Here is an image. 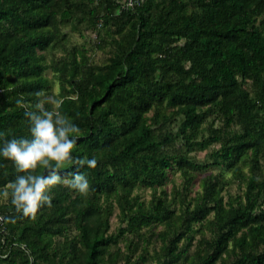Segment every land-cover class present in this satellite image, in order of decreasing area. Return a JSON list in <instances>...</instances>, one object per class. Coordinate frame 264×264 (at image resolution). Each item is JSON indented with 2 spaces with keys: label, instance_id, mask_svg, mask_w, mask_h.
<instances>
[{
  "label": "trees",
  "instance_id": "trees-1",
  "mask_svg": "<svg viewBox=\"0 0 264 264\" xmlns=\"http://www.w3.org/2000/svg\"><path fill=\"white\" fill-rule=\"evenodd\" d=\"M123 1L0 0V147L32 138L25 112L50 88L51 69L59 110L80 129L73 158L97 159L94 169L65 163L51 206L33 218L17 211L9 187L29 173L0 156V194L9 189L0 264H264V0H143L119 11ZM84 26L98 46L107 33L118 37L107 62L92 65L84 44L67 46L63 29ZM212 144L209 161L188 156ZM210 166L244 183L236 204L224 201L226 181L213 174L191 195L197 170ZM174 168L183 179L169 198L156 190ZM77 172L86 194L65 183ZM140 185L153 191L147 202L133 194ZM113 201L126 222L118 235L108 233ZM203 220L210 236L190 250L192 225ZM154 235L159 248L132 259ZM120 238L122 261L121 247L108 250Z\"/></svg>",
  "mask_w": 264,
  "mask_h": 264
},
{
  "label": "clouds",
  "instance_id": "clouds-1",
  "mask_svg": "<svg viewBox=\"0 0 264 264\" xmlns=\"http://www.w3.org/2000/svg\"><path fill=\"white\" fill-rule=\"evenodd\" d=\"M51 103V110L46 109L41 102L35 105V111L25 112L31 124V139H7L3 147H0V156L13 161L18 172L29 173L18 175L9 187L12 190V204L17 211L22 210L25 216L31 215L33 218L43 205L51 206L52 196L49 191L61 183L59 169L65 163H74L80 167L87 165L93 169L97 167L95 157L73 158L80 129L61 113L59 109L62 102ZM37 167H43L47 174H31ZM65 183L81 194L89 191L88 179L82 173H74L73 178Z\"/></svg>",
  "mask_w": 264,
  "mask_h": 264
},
{
  "label": "rangeland",
  "instance_id": "rangeland-1",
  "mask_svg": "<svg viewBox=\"0 0 264 264\" xmlns=\"http://www.w3.org/2000/svg\"><path fill=\"white\" fill-rule=\"evenodd\" d=\"M64 31H69V36H68V42H67V46L70 47L73 44L76 45H81L84 44L88 50H90L91 54V64L92 65H100L103 64L105 62H107L111 51H113V45L112 43V38L117 36L113 35L112 33H107L105 35H103L101 37L105 39L104 43H101L102 45L98 46L97 43H93L92 40L95 39H91L90 36L92 38H95V33H90L91 28H87V27H83L82 28V33H76V32H71L69 30V27L63 29ZM103 33L105 32V30L103 29L102 31ZM101 33V32H100ZM100 39V40H101ZM62 54V52L60 50H57L54 54H50L47 58V61H50V57H53L57 60V58ZM44 75L48 78V80L51 82L50 84V88L43 94L42 99L39 103L43 102L45 99H48L50 101H57L58 99L61 98V88H60V84L57 80V77L55 76V73L51 70V69H47L44 71ZM54 96V97H53ZM174 125V124H173ZM176 126V125H174ZM218 144H212L211 146L204 148V149H197V150H192L188 153V156H190L191 158H193L194 160L198 161V162H207L209 161V153L210 151L217 147ZM213 174L215 176H218L219 179L218 180H222L224 179V182L226 181L225 185L223 186V191H222V196L224 198V201L227 203V200H233L234 204H236L237 202V198L242 196L243 193V189H244V183L242 181H239L237 178L235 177H231V171L227 170L225 168H223L222 166H210L208 168H199L197 170V178L194 182V185L192 186V193L191 195L194 194V192L199 188L198 186V182L200 179L204 178L207 175ZM182 177L180 172L177 170V168H174L173 170H168V177L166 178L165 182L163 185H159V187L157 188V193H159L162 189L165 190L170 198V192L172 191V189L177 186L178 188H180V186L182 185ZM66 182V181H65ZM9 189H7L6 187H4L3 192L0 194V200L5 201L7 199V196L9 195ZM7 193V194H6ZM133 194H136L139 196L140 200H144L145 202H147L153 195V191L151 189L150 186H146V185H140V186H136ZM242 198V197H241ZM114 207L113 209H111V215L109 216V230L108 233H113V234H117L119 232L120 227H124L126 225V222L122 223L119 220V208L118 205L115 201H113ZM102 205L103 208L105 206L108 205V203L103 202L102 200ZM176 212H178V208L179 205L176 203L174 205ZM108 208V207H107ZM262 208L264 209V205L262 206ZM213 216V212H211L209 214V218L211 217L212 219ZM208 222L206 220H203L201 222H194L192 225V231L190 234H193V245L191 246L190 250L195 249L194 244L196 243V240H198V238H200V236H210V231L206 229V227L208 226ZM163 228V224L161 223L158 226V230ZM194 230V231H193ZM157 232V231H155ZM184 239V238H182ZM181 239V240H182ZM183 241V240H182ZM185 241V240H184ZM116 246H114L115 244H112L113 246H111L108 250L109 251H115L117 249V247H121L120 250V255L118 257L119 261H122V255L125 253V249H126V245L124 243V241L122 240V238L118 239L116 242ZM160 242H159V236L154 235L151 237L150 240V244H148V252H144L141 248H139L135 253H133V255L131 256V258H136L138 253L143 252L144 256H149L152 252H153V248H159ZM124 256V255H123ZM217 264H221L220 262H218Z\"/></svg>",
  "mask_w": 264,
  "mask_h": 264
},
{
  "label": "built area",
  "instance_id": "built-area-1",
  "mask_svg": "<svg viewBox=\"0 0 264 264\" xmlns=\"http://www.w3.org/2000/svg\"><path fill=\"white\" fill-rule=\"evenodd\" d=\"M143 0H124L121 5L119 6V11L123 9H134L135 7L139 6ZM95 36V35H94ZM0 226L2 230L4 229L3 227V216L0 215Z\"/></svg>",
  "mask_w": 264,
  "mask_h": 264
}]
</instances>
